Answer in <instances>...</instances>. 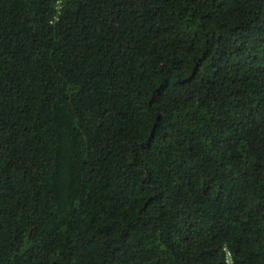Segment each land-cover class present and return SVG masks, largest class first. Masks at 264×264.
<instances>
[{"label": "trees", "instance_id": "1", "mask_svg": "<svg viewBox=\"0 0 264 264\" xmlns=\"http://www.w3.org/2000/svg\"><path fill=\"white\" fill-rule=\"evenodd\" d=\"M264 264V0H0V264Z\"/></svg>", "mask_w": 264, "mask_h": 264}, {"label": "built area", "instance_id": "2", "mask_svg": "<svg viewBox=\"0 0 264 264\" xmlns=\"http://www.w3.org/2000/svg\"><path fill=\"white\" fill-rule=\"evenodd\" d=\"M226 263L233 264L232 254L228 249H226Z\"/></svg>", "mask_w": 264, "mask_h": 264}]
</instances>
